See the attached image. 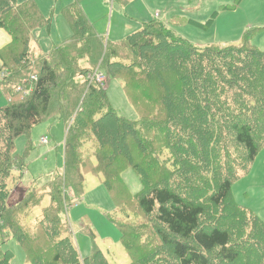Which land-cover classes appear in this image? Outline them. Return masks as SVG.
<instances>
[{
    "label": "trees",
    "instance_id": "obj_1",
    "mask_svg": "<svg viewBox=\"0 0 264 264\" xmlns=\"http://www.w3.org/2000/svg\"><path fill=\"white\" fill-rule=\"evenodd\" d=\"M82 1L63 12L72 37L33 59L34 33L51 19L34 0H0V29L11 37L0 49L10 101L0 108V264L15 259L3 249L11 238L25 254L23 264H109L97 247L82 259L64 221L66 192L83 195L87 171L103 177L118 211L150 223L146 241L134 225L121 227L131 264H264V224L232 191L240 167L232 150L249 171L264 147V51L250 43L254 30L239 45L194 47L154 20L105 45ZM98 58L108 84L121 81L141 122L121 117L107 88L88 81ZM50 120L67 130L65 172L43 186L34 179L10 207L34 150L28 139L16 155V141ZM129 169L142 185L137 194L122 177ZM33 210L41 218L25 228L22 218Z\"/></svg>",
    "mask_w": 264,
    "mask_h": 264
},
{
    "label": "rangeland",
    "instance_id": "obj_2",
    "mask_svg": "<svg viewBox=\"0 0 264 264\" xmlns=\"http://www.w3.org/2000/svg\"><path fill=\"white\" fill-rule=\"evenodd\" d=\"M24 1L26 0H18V4ZM71 1L34 0L42 15L52 19V24L50 31L46 28L35 32L31 58L48 54L55 46L62 45L70 39L72 32L63 19L62 9ZM81 4L86 17H89L90 19H88L94 24L96 30L104 35V38H101L105 40V45L115 42V39L124 35V33H118L122 32L120 28L123 25L125 28L126 26L130 27L131 32L128 35H131L144 24L155 20L162 23L175 22V25L169 24L170 26L172 24L171 29L175 35L194 45V47L239 45L242 43L245 33L247 31L252 33L250 30H254L250 43L264 51V0H83ZM120 12L123 18H120ZM121 19H124V22ZM10 42L9 34L0 29V49H3ZM99 50L100 57L105 51L102 47H99ZM107 50L111 49L107 48ZM71 51L74 54L76 52L75 47H72ZM124 52L123 50L120 51L121 57ZM103 59L98 58L96 68L91 75L96 70L104 74L105 62ZM2 70L0 60V108L3 109L10 104V101L5 93L6 85H3V81L8 75ZM106 82L105 88H107L111 107L121 117L129 121L139 120L141 122L143 117L141 114L139 116L137 111L131 107L121 81L114 79L108 84L106 77ZM74 97L72 96V98ZM145 112L148 113L147 110ZM46 135L52 140L49 144L42 145L40 139ZM66 135L67 130L63 122L50 120L35 127L29 137L24 136L16 141V155L23 153L28 139L31 140L34 150L27 161V168L23 171L24 176L13 187L8 206L12 207L15 205L13 202L19 203L23 200L25 194L34 185V179L43 186L53 179L56 173L65 172L63 168L65 169L64 144ZM232 151L237 167L240 166L237 172L238 178L232 188L234 200L240 207L252 213L257 221L263 225L264 147L260 150L249 171L241 169L243 161L240 159V153L234 149ZM223 163L225 164V160ZM82 167V170L86 168L85 166ZM122 177H124L132 194H137L142 189L138 177L131 169ZM84 179L83 195L75 197L72 188L67 190L66 193L71 198V202L69 201L68 206L66 205L64 216V221L68 223L70 236L78 248L80 257L87 259L92 255L94 247H97L109 264H131L130 256L121 242V227L123 224L125 226L126 224L134 225L132 228H135V232L142 234L144 241H146L148 240L146 233H149L150 229L147 225L150 223L144 218H139L140 216L136 214L135 216L130 213L127 216L123 211H118L113 198L104 185L102 176L87 171ZM21 183L24 186H21ZM47 203L48 200L46 199L44 206ZM127 207L133 211L136 210L134 203L128 202ZM40 218V210H33L23 216L22 224L25 228L36 226ZM145 226L148 228L146 232H144L146 228H143ZM250 229L251 227L248 232ZM4 237L8 236L4 235ZM150 239L153 240L152 237ZM3 249H8L15 254L12 264L25 263V254L14 239L8 240Z\"/></svg>",
    "mask_w": 264,
    "mask_h": 264
},
{
    "label": "crops",
    "instance_id": "obj_3",
    "mask_svg": "<svg viewBox=\"0 0 264 264\" xmlns=\"http://www.w3.org/2000/svg\"><path fill=\"white\" fill-rule=\"evenodd\" d=\"M27 1V0H26ZM73 3V0L69 3V5L70 4H72ZM69 5H67V6H69ZM67 6H65V7H63V9H62V15H63V12H64V9L67 7ZM81 6H82V4H81ZM85 12V11H84ZM86 14V13H85ZM88 16V15H87ZM122 15H121V12H120V18H123V17H121ZM89 18V17H88ZM51 19V18H50ZM63 19H64V21L66 22V24L68 25V22L65 20V18H64V16H63ZM90 19V18H89ZM88 19V20H89ZM121 20H123V22H124V19H121ZM125 20H127V19H125ZM90 21V20H89ZM91 23V22H90ZM171 22H166V23H164V24H166V26L167 27H169V28H171V26H172V24H171V26L169 25ZM51 24H52V19H51ZM51 24H50V26L47 28V30L48 31H50V29H51ZM92 24V23H91ZM173 25H175V23L173 24ZM92 26L94 27V30L96 31V33L100 36V37H102V38H104V35H101L100 33L101 32H99L98 30H96V28H95V26H94V24H92ZM68 27L70 28V30H71V27L68 25ZM41 29H46V28H41ZM39 30V29H38ZM38 30H36V31H38ZM138 30H140V28L138 29ZM137 30V31H138ZM35 31V32H36ZM120 31H122V32H118V33H124V35L123 36H120L118 39H115V42H117V41H120V40H122V39H125V38H127L128 36H130V35H128V34H130V32H131V30H130V27L129 26H126V28H125V25H123L121 28H120ZM136 31V32H137ZM71 32H72V30H71ZM135 33V32H134ZM134 33H132V34H134ZM72 35H73V32H72ZM72 35H71V37H72ZM34 37H35V33H34ZM70 37V38H71ZM122 37V38H121ZM66 42V41H65ZM64 42V43H65ZM58 46V45H57ZM52 51V50H51ZM50 51V52H51ZM46 136H48V135H46ZM49 137V136H48ZM50 138V142H51V137H49ZM17 201V200H16ZM13 203H15V204H17L18 202H13Z\"/></svg>",
    "mask_w": 264,
    "mask_h": 264
},
{
    "label": "built area",
    "instance_id": "obj_4",
    "mask_svg": "<svg viewBox=\"0 0 264 264\" xmlns=\"http://www.w3.org/2000/svg\"><path fill=\"white\" fill-rule=\"evenodd\" d=\"M88 79L92 82H97L98 84H100L101 86L104 85L103 88H105V86L107 85V82H106V77L105 75L98 70L95 71V73L93 75H90L88 77ZM21 89H18V91H20ZM40 143L42 145H47L50 143V138L48 136H44L40 139Z\"/></svg>",
    "mask_w": 264,
    "mask_h": 264
},
{
    "label": "water",
    "instance_id": "obj_5",
    "mask_svg": "<svg viewBox=\"0 0 264 264\" xmlns=\"http://www.w3.org/2000/svg\"><path fill=\"white\" fill-rule=\"evenodd\" d=\"M21 186H24V184L21 183Z\"/></svg>",
    "mask_w": 264,
    "mask_h": 264
}]
</instances>
